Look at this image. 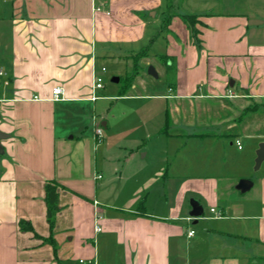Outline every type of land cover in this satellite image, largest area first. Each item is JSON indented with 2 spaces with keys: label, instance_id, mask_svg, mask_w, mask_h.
Instances as JSON below:
<instances>
[{
  "label": "crops",
  "instance_id": "1",
  "mask_svg": "<svg viewBox=\"0 0 264 264\" xmlns=\"http://www.w3.org/2000/svg\"><path fill=\"white\" fill-rule=\"evenodd\" d=\"M253 8L0 0V264H264V0ZM106 60L123 89L95 87Z\"/></svg>",
  "mask_w": 264,
  "mask_h": 264
},
{
  "label": "rangeland",
  "instance_id": "2",
  "mask_svg": "<svg viewBox=\"0 0 264 264\" xmlns=\"http://www.w3.org/2000/svg\"><path fill=\"white\" fill-rule=\"evenodd\" d=\"M177 1H179L177 3ZM258 0H173L174 2V9L175 11L180 10V12H185L188 13L189 11H194V12H205V11H210V12H242V11H252L254 10L253 6L256 5ZM156 9L149 11L148 14L150 15V19H158L161 17L162 19V12L161 9L157 11V15H153L154 13L151 14V12H155ZM165 15V14H164ZM164 18V17H163ZM104 65L107 68V72L104 76V86L106 87L105 92H108L109 88H115V89H123L126 85V81L124 78V73L122 74L124 77L123 79L118 82L114 83L112 81V77L116 76L118 73V68L116 67L115 63L109 60H106ZM148 68L146 67V71ZM100 101V100H99ZM103 101V100H102ZM102 101H100L102 105ZM104 104V103H103ZM92 107V112H94V103L90 104ZM111 101H108L107 104H105L104 112L109 111L111 108ZM110 114H112L110 112ZM102 114H100L101 116ZM109 115V114H108ZM99 116V115H98ZM254 169H255V164H254ZM257 170V169H256ZM205 216H209L211 213L209 212V207L205 206Z\"/></svg>",
  "mask_w": 264,
  "mask_h": 264
},
{
  "label": "trees",
  "instance_id": "3",
  "mask_svg": "<svg viewBox=\"0 0 264 264\" xmlns=\"http://www.w3.org/2000/svg\"><path fill=\"white\" fill-rule=\"evenodd\" d=\"M173 7V5L170 3L169 5V10H171ZM172 11V10H171ZM183 19L185 20L186 23H188V25L191 27L192 31L195 32L196 29L194 28V23H195V18L193 16H183ZM170 17L166 19V21H169ZM140 57L141 55H143V53L138 54ZM167 60V58H166ZM170 60V59H169ZM168 61V60H167ZM168 68L173 67V64L168 65ZM137 68V63L135 64V71ZM128 79L131 80V75L127 76ZM45 189H46V204H47V219L50 223V226L52 227L54 224V220H55V215L57 213V211L59 210V205H58V184L54 181L52 182H47L45 185ZM21 228L25 229H31L32 227L29 225L28 227H26V225L24 224L25 222L22 220L21 222Z\"/></svg>",
  "mask_w": 264,
  "mask_h": 264
},
{
  "label": "water",
  "instance_id": "4",
  "mask_svg": "<svg viewBox=\"0 0 264 264\" xmlns=\"http://www.w3.org/2000/svg\"><path fill=\"white\" fill-rule=\"evenodd\" d=\"M148 73L153 75V76H157V72L154 69V67L152 65H149L148 67ZM119 77H113L112 81H118ZM232 84V83H231ZM7 134L4 133L3 131L0 130V151H2V146H1V139H3L4 137H6ZM256 159H255V168H258L260 163L264 160V141L259 143V147L256 150ZM252 185V180L250 179H241L237 185V187L239 189H241L242 191L247 190L250 186ZM191 210H190V214L192 216H201L204 213V207L203 205L196 199H192L191 200Z\"/></svg>",
  "mask_w": 264,
  "mask_h": 264
},
{
  "label": "built area",
  "instance_id": "5",
  "mask_svg": "<svg viewBox=\"0 0 264 264\" xmlns=\"http://www.w3.org/2000/svg\"><path fill=\"white\" fill-rule=\"evenodd\" d=\"M102 70L104 72L105 71V67H103ZM3 75H5V72L0 68V83H1V77ZM94 85H95L96 88L103 87L104 78H103L102 75H100V74H95L94 75ZM63 94H64V88L62 86L58 85V86H54L52 88V98L59 99ZM34 97L37 98L38 96L35 95ZM96 133H97V136L100 138L102 136V129L98 128ZM238 144H239V142H238ZM211 210L214 211L215 209L212 208ZM218 214H220V213H218ZM97 228H99V227L97 226ZM192 232L193 231H190L189 233L191 234Z\"/></svg>",
  "mask_w": 264,
  "mask_h": 264
}]
</instances>
